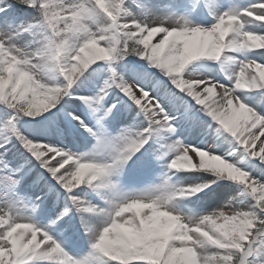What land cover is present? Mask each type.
I'll list each match as a JSON object with an SVG mask.
<instances>
[{
    "label": "snow or ice",
    "instance_id": "snow-or-ice-1",
    "mask_svg": "<svg viewBox=\"0 0 264 264\" xmlns=\"http://www.w3.org/2000/svg\"><path fill=\"white\" fill-rule=\"evenodd\" d=\"M198 2L204 24L190 0L161 14H134L127 0H10L24 19L0 7V264H264V49L247 40L264 37V0ZM206 43L218 55H198ZM201 59L227 83L194 74ZM39 93L52 104L33 118ZM56 118L61 141L26 133ZM89 138L88 152L71 150ZM131 168L159 169L158 182L122 191ZM182 171L198 176L173 181ZM220 181L235 191L216 207H178ZM58 240L88 249L74 258Z\"/></svg>",
    "mask_w": 264,
    "mask_h": 264
},
{
    "label": "rangeland",
    "instance_id": "rangeland-1",
    "mask_svg": "<svg viewBox=\"0 0 264 264\" xmlns=\"http://www.w3.org/2000/svg\"><path fill=\"white\" fill-rule=\"evenodd\" d=\"M136 4L139 3V0H133ZM145 1V0H144ZM151 1V4H150V9L153 13H156V14H161V13H164V12H169V11H180V9H177L175 7V5L179 4V3H182L183 0H176V1H170V0H167L168 2H170L168 5L165 6V3L164 1L162 0H149ZM127 3H128V6L130 5L131 3V0H127ZM190 3H191V8H192V12L190 14V18L193 20L194 23H197V24H204L206 23V20L207 19H210L207 17V15L204 14V18L203 19H200V18H197V16L195 15V12L198 11L199 9L196 8V6H199L200 3L198 2V0H190ZM139 6V5H138ZM0 7H3V4H2V0H0ZM10 8V7H8ZM129 10L132 11L134 14H139V13H142L144 11H141V8H137L135 6H129ZM7 13L9 15H14L11 13V11H7ZM187 14V13H186ZM4 16V13L3 12H0V17H3ZM19 22V21H18ZM128 60H136L137 58L135 57H128L127 58ZM143 63V62H141ZM219 62H214V61H207L205 59H201L200 61H194L192 65H190L189 67H194L196 69V72L194 74H197V75H202V76H210L211 78H213L214 80H219V78L222 77V71L220 70L221 68H218ZM227 83V80L226 82ZM82 110H83V107H82ZM85 114H87V112L85 111ZM38 119V118H37ZM139 119H142V117H139ZM21 123H23L21 121ZM59 123V119L56 118L55 121H44L42 122L41 124H34V125H27L25 126L26 127V133L28 132H31V133H34V134H37V135H40V136H46L47 138L46 139H42L40 140V142L42 144L44 143H47L49 140H54V141H61V139H63V136L62 134L61 135H54L52 134L55 129H56V124ZM180 139H183L182 137H180ZM91 139L89 138L87 144H84V142L82 140H76L73 142V144L70 145L71 147V150L74 151V152H77V153H84V152H88L92 147H89L88 146V143ZM13 151H15V149H13ZM104 155V154H103ZM102 155V156H103ZM107 155V154H106ZM33 163H35L33 161ZM27 167V166H26ZM35 171L36 170H33V172H30L27 176L24 177V179L21 181L20 185L18 186V194L19 195H23L25 192H28L30 193L31 192V184H32V179L34 178V175H35ZM42 171V170H40ZM159 169L157 170V172L154 174V178L151 179V183H154V182H158L157 181V178H158V174H159ZM185 173H187L188 175H192V178L193 179H196L197 176L195 175L196 173L195 172H187L185 171ZM178 177H181L182 174L181 173H177ZM138 179V172L134 169H126L124 174L120 177L119 181H123V180H127V181H133L131 183H133L135 186L133 188H140V187H144L145 186V182H140V180H137ZM178 179L176 178H173V181H177ZM131 187V186H129ZM215 192L212 193L211 195L209 196H203L202 194V198L200 200H196L195 198H191L194 202V206L191 207V210L192 212H201V211H204V208L207 207H216V205L218 203H222L224 199H227V197L229 195H232L233 192L235 191V185L234 184H228V183H224V185L221 186L220 182L216 185L215 188ZM83 191H80V196L84 199H91L93 201H95L97 199V196L95 195V193L91 192V193H86L88 195L85 196L83 194ZM6 196H5V193L3 191V189H0V200H3L5 199ZM99 200V205L100 206H104L103 205V202L98 198ZM187 200L183 201L182 203L183 204H186V205H191L192 203H188L186 202ZM27 203V202H25ZM51 202H49V206H50ZM64 204L63 202L61 201H57L55 202V207L57 209H61L63 208ZM44 207V206H42ZM187 209H189L187 207ZM24 213L25 214H31L30 213V210L29 209H25L24 210ZM74 219L72 221V223L74 224H78L79 223V220H78V217L75 215H73ZM32 218L35 222L43 219V218H46V215L44 213H37V214H33L32 215ZM82 235V233H81ZM64 246H62L64 248V250L66 252H68L69 255H72L74 258L75 257H79L81 255H83L87 249H88V245L87 243H83V245H80V244H76V245H69L68 241H63L62 242Z\"/></svg>",
    "mask_w": 264,
    "mask_h": 264
},
{
    "label": "clouds",
    "instance_id": "clouds-1",
    "mask_svg": "<svg viewBox=\"0 0 264 264\" xmlns=\"http://www.w3.org/2000/svg\"><path fill=\"white\" fill-rule=\"evenodd\" d=\"M176 38H179L178 33L169 34V37H167L166 39H176ZM247 40H248V44L250 47L255 48V49H264V37L256 36V35H252V34H247ZM164 43H165V41H162L161 46H163ZM198 55H206L209 58H212V57L218 55V49L214 45L209 46L206 43L200 49V51L198 52ZM177 59H179V58H177ZM174 67H176V66L174 65ZM258 67L260 68L261 77L264 78V67H262V66H258ZM51 104H52V97L50 94L39 93L34 98L32 104H31V111L34 113L33 118H35V116L41 115L44 111L48 110V108ZM83 171H88V166H85ZM167 219L170 221H175L176 217L169 215V216H167Z\"/></svg>",
    "mask_w": 264,
    "mask_h": 264
},
{
    "label": "bare ground",
    "instance_id": "bare-ground-1",
    "mask_svg": "<svg viewBox=\"0 0 264 264\" xmlns=\"http://www.w3.org/2000/svg\"><path fill=\"white\" fill-rule=\"evenodd\" d=\"M233 2H234V3H238V4H240V3H243L244 0H233ZM137 6H138V5H137ZM137 6H135V7H137ZM192 64H193V62H192ZM192 64H191V65H192ZM217 67L220 68V65L218 64ZM220 70H221V69H220ZM219 80H220L222 83H225V82H226V79H225V76H224V72H223V71H222V77L219 78ZM138 119H139V117H138ZM39 143H41V142H39ZM41 144H42V143H41ZM157 147H158V145H157ZM0 151H2V149H0ZM101 158L106 159V158H107L106 153H105ZM129 163H131V162H129ZM134 169L137 170L136 168H134ZM137 172H138V171H137ZM177 173H181L182 176H181V177L176 176V177H173V178L178 179V181H180L181 183H187L189 178H190V179H193V178H192V175H190V174L188 175L187 173H185V171L177 172ZM138 175H139L140 182H142V181L145 182V186H146L147 184L151 183V181H150V179H149V176H150V175H142V174H140L139 172H138ZM152 175H154V174H152ZM195 175L198 176L197 173H196ZM158 178H159V175H158ZM158 178H157V181H158ZM224 183H228V184H230V183L227 182V181H220L221 186L224 185ZM119 184H120V186H121V190H122V191H128V190H130V189H128V190H124V188L127 187L128 185H130L131 183H128V182L124 183L123 181H119ZM215 187H216V185H213V186H212V188H215ZM83 190H84V191H87V192H89V193L92 192L91 189H89L87 186H84V187H83ZM85 193H86V192H85ZM79 194H80V192H79ZM194 198H195V197H193V199H194ZM90 202H91V201H90ZM186 202H187V201H186ZM194 205H195L194 202H192V204L189 205V206L186 205V204L181 203V204L178 205V207H180L182 210H184V209H187V207H188L189 209H191V207L194 206ZM210 208H211V207H209V208L205 207V208H204V211L207 210V209H210ZM37 212H40V210L38 209ZM72 215H75V213L73 212ZM36 223H37L38 225H46V224L48 223V221H47V218H43L42 220H39V221H37ZM50 235H53V234L50 233ZM53 238H56V237L53 235ZM58 242L61 243L62 241H59V240H58ZM61 246H62V245H61Z\"/></svg>",
    "mask_w": 264,
    "mask_h": 264
}]
</instances>
